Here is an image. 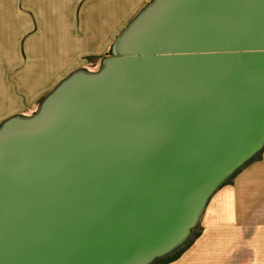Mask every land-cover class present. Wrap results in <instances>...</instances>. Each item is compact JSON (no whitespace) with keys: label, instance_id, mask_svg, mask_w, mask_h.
Masks as SVG:
<instances>
[{"label":"water","instance_id":"obj_1","mask_svg":"<svg viewBox=\"0 0 264 264\" xmlns=\"http://www.w3.org/2000/svg\"><path fill=\"white\" fill-rule=\"evenodd\" d=\"M114 47L0 129V264H150L264 149V0H153Z\"/></svg>","mask_w":264,"mask_h":264},{"label":"crops","instance_id":"obj_2","mask_svg":"<svg viewBox=\"0 0 264 264\" xmlns=\"http://www.w3.org/2000/svg\"><path fill=\"white\" fill-rule=\"evenodd\" d=\"M153 0H0V126L36 113L89 60L115 56ZM212 194L201 234L167 264H264V149Z\"/></svg>","mask_w":264,"mask_h":264},{"label":"rangeland","instance_id":"obj_3","mask_svg":"<svg viewBox=\"0 0 264 264\" xmlns=\"http://www.w3.org/2000/svg\"><path fill=\"white\" fill-rule=\"evenodd\" d=\"M116 54L117 53H116V50H115V56H113V57H116ZM113 57L110 55L109 57H106L104 59L102 58V60H100V61H98V60H91L90 61L89 60V63L86 66V68L83 71L82 70L79 71V73H82V74H97V73H99V71H101L104 68L106 61L109 58H113ZM44 101L41 103V105L39 106V109L36 110V113L33 116H30V117L21 116V117H17L16 119H20V120L21 119H29L30 120L31 118L37 116L39 114V112H40L39 110H41V107H42V104L44 103ZM7 122H5V123H7ZM3 126L4 125L2 124L0 126V129ZM260 154L261 153H259L257 156L252 158L247 164H249L250 162L252 163V161H254L255 159L259 158ZM247 164H245L244 166H246ZM237 172H240V171L238 170ZM231 180H232V178H229L226 182H224V184L230 182ZM201 215H202V213H201ZM201 215L199 217V220H198L196 226H194V228L190 231L189 236L184 240L183 243H181V245H179L175 250L171 251L169 254H167V255H165V256H163L161 258L155 259L150 264H167V263H169L171 261H175L176 259L180 258L183 255L184 251H187L193 244H195L194 242H195V240H197L196 238L199 237V235L201 234V230H202V227H200L201 226ZM204 263H207V262L205 260H202V261H200L199 264H204Z\"/></svg>","mask_w":264,"mask_h":264},{"label":"bare ground","instance_id":"obj_4","mask_svg":"<svg viewBox=\"0 0 264 264\" xmlns=\"http://www.w3.org/2000/svg\"><path fill=\"white\" fill-rule=\"evenodd\" d=\"M235 174H236V173H235ZM235 174H234V175H235ZM232 177H233V175H232L230 178H232Z\"/></svg>","mask_w":264,"mask_h":264}]
</instances>
